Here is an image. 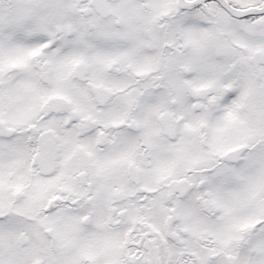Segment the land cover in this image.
Masks as SVG:
<instances>
[{
  "label": "snow or ice",
  "instance_id": "6c2138e0",
  "mask_svg": "<svg viewBox=\"0 0 264 264\" xmlns=\"http://www.w3.org/2000/svg\"><path fill=\"white\" fill-rule=\"evenodd\" d=\"M0 264H264V0H0Z\"/></svg>",
  "mask_w": 264,
  "mask_h": 264
}]
</instances>
